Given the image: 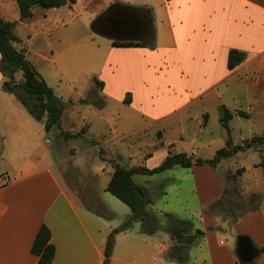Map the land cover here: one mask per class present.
Masks as SVG:
<instances>
[{
	"label": "crops",
	"instance_id": "1",
	"mask_svg": "<svg viewBox=\"0 0 264 264\" xmlns=\"http://www.w3.org/2000/svg\"><path fill=\"white\" fill-rule=\"evenodd\" d=\"M6 1L0 0L4 10ZM112 5H116V13L120 17L113 18V13L106 16L100 22V29L95 31L92 27L94 19ZM36 8L32 10V17L24 21H20L18 10V14L12 16L13 20L31 23ZM64 10L69 11L72 19H80L82 29L89 26L103 39L102 48H92L100 50V54L91 55V59H96L93 63L96 62L97 69L90 72L93 78L103 83L99 93L105 101L110 99L126 107L124 121L119 120L117 113L113 117L102 115L100 109L98 119L114 131L116 123H126V136L145 127H168L174 117L211 95L217 97L219 106L230 108L222 99L225 93L215 91V87L220 85L227 86L226 93L233 95V85L244 84L248 100H259L263 96L264 0H74L71 5L43 9L36 24L44 27L54 23L64 16ZM5 13L8 14V10ZM0 19L10 22L7 15H0ZM113 41L142 46L114 47ZM21 46L25 49L23 43ZM232 49L244 52L246 59L235 69L228 70L227 57ZM83 54L88 60L87 53ZM71 57L69 53V62ZM3 81L0 76V82ZM125 99L128 103L124 102ZM7 101L6 98L0 99V159L5 166L2 156L8 149L13 160L12 152L23 161L13 177L9 176L7 168L0 172V264H39L37 257L30 253V247L41 225L48 228L50 243L55 249L50 264H102L110 232L121 226L130 212L123 213L120 209L117 212L114 204L92 196L94 183L91 182L97 179L96 173L87 176L85 191L71 189L75 199L70 198V193L54 174L63 162H55L46 150L40 153L43 160L30 159L28 152L39 148L40 134L35 129L31 130L27 116L20 114L15 117ZM139 117L146 120L143 124L134 125ZM42 125L44 129L43 122ZM84 126L87 132L88 125ZM78 139L80 137L57 142L55 149H64L68 141ZM45 142L49 140L45 138ZM74 150L68 151L69 160L80 156ZM83 154L93 155L94 150ZM191 155L198 158L194 151ZM166 156L162 154L159 161L162 162ZM149 158L145 156L146 160ZM261 162L253 165V169L261 171L259 179L262 181L253 186L241 182L245 171L234 181L226 182L224 176L217 172V166L213 172L208 165L188 168L198 173L192 177L202 211L219 200L226 187L235 186L237 191L229 194L227 204L232 214H222L221 224L217 217L201 215L199 230L203 235L184 250V262L165 259L166 252L175 244L168 229L163 237L157 230L153 234H145L140 223L136 222L130 229L115 235L109 264H240L235 245L232 246L229 240H221L219 235L225 232L224 227L228 226V220L240 205L250 208L235 215L226 231L235 239V244L238 236H245L256 248L259 255L250 264H264V170L259 166ZM107 166L110 168L109 181L113 165ZM206 166L209 170H205ZM133 167L143 166L124 168ZM202 169L204 173L199 172ZM108 181L102 186L103 192ZM237 194L241 198L239 203L232 199ZM253 194L257 195L255 209L253 204L244 203ZM168 215L175 218L172 213Z\"/></svg>",
	"mask_w": 264,
	"mask_h": 264
},
{
	"label": "rangeland",
	"instance_id": "2",
	"mask_svg": "<svg viewBox=\"0 0 264 264\" xmlns=\"http://www.w3.org/2000/svg\"><path fill=\"white\" fill-rule=\"evenodd\" d=\"M4 6L5 10L0 5V15H7L8 21L14 24L15 35L19 39L20 45L24 44L27 59L65 105L61 129H52L48 135H45L42 122L30 117L14 95L3 89L2 84L6 78L1 73L0 76L4 81L0 82V99L6 98L8 107L14 116L18 118L20 114H24L30 120L31 130L35 129L39 132L40 145L34 152L29 150L30 159L43 160L40 153L46 150L48 156L55 162H63L60 169L54 170V174L57 175L58 181L70 193V198L73 200L75 197L72 190L85 191L87 176L96 173L97 179L91 182L95 184H92V189H94L92 196L108 201L111 205L114 204L117 212V209H120L123 213L128 212L129 214L130 211L126 205L110 193L102 191V186L108 181L110 172L107 164L118 163L124 167L135 165L153 169L161 163L159 159L162 154L185 153L190 156L193 151L198 158L207 160L213 158L218 150L225 147L227 139H230L231 146L234 147L242 145L252 137L264 135V87L261 88L263 96L259 100H248L245 85L240 83L233 85L231 92L233 95H230L229 92L226 93L227 86L225 85L215 87L217 88L215 91L226 94H223L222 99L230 107L224 106L232 114V118L228 121V131L220 123L221 106H219L217 97H213V95L203 98L191 105L181 115L174 117L168 123V127H145L126 136V123L121 125L115 122L117 128H114V131L107 123L98 119L100 109L103 111L102 115L113 117L117 113L120 116L119 120L124 121L126 107L110 99L105 101L104 97L100 96L99 89L93 91L92 79L94 76L92 77L90 72L97 69L96 62L93 63L96 59H91V55L100 54V50L96 51L92 48H102L103 39L94 34L89 26L85 30L82 29L79 24L80 19H72L68 10H64V16L60 18L61 21H59L60 19L55 20L54 23L41 27L36 22L43 14V8L37 6L34 20L31 23H23L13 20L12 16L18 14L16 3L13 0H7ZM6 10H8V14L5 13ZM112 17L120 16L115 12ZM55 23L57 24L55 25ZM28 35H30V39H28ZM84 52L87 53L88 60L84 59ZM69 53L72 56L71 62H69ZM20 80L21 74L18 73L15 75V81L19 82ZM261 89H259L260 92H262ZM97 96L103 106H98L91 101L83 102L84 99L93 100ZM239 112L246 113V116H239ZM205 115L207 119L205 118L204 122ZM144 120L146 118L139 117L134 125L143 124ZM85 124L88 125L87 132ZM61 131L71 134L81 132L80 139L68 141L64 149L61 148L58 151L55 149L56 143L64 142L60 135ZM4 133H7L5 129ZM122 135L125 136L121 137ZM45 138L49 142L46 143ZM192 140L193 142H191ZM71 148L76 149L74 151L80 156L69 160L71 156L68 151ZM92 149L94 150L93 155L83 154ZM10 152L7 149L2 156L6 163L5 166L0 159V172L7 168L9 176L13 177L15 170L21 166L23 160L12 152L13 160L9 155ZM146 155L150 156L147 160L145 159ZM128 156L134 158L130 159ZM263 157L264 139L263 141L257 140L255 147L240 151L235 156L222 160L217 165V172L226 176L229 172L234 174L237 169L244 168L245 174L241 182L244 185L253 186L262 181L259 179L261 171L253 169V165L264 161ZM28 165L29 163L26 164V166ZM204 168L209 170L207 166ZM210 170L213 172L212 167ZM199 172L204 173L205 171L202 169ZM194 173L198 174L196 171L174 167L154 175H135L133 177L134 182L146 191L152 201L146 205L145 209L151 215L159 236L163 237L165 230L170 226L165 213H172L175 218L180 220H189L193 225L192 233L201 229L200 217L202 214L206 217H217L218 221L223 217L221 214H208L207 206L203 211L199 209L192 177ZM232 199L235 200L234 202H241L238 194ZM96 208L99 210L98 205ZM249 208L244 205L238 206L234 216L230 218V221L228 220V226L235 215H239ZM219 223L222 222L219 221ZM227 227L223 229L225 232L219 234L220 239L229 240L234 246L235 239L231 238L229 231H226Z\"/></svg>",
	"mask_w": 264,
	"mask_h": 264
},
{
	"label": "trees",
	"instance_id": "3",
	"mask_svg": "<svg viewBox=\"0 0 264 264\" xmlns=\"http://www.w3.org/2000/svg\"><path fill=\"white\" fill-rule=\"evenodd\" d=\"M18 6L20 21H24L32 17L30 7L37 4L38 7L43 9L60 8L64 5H71L74 0H14ZM117 11L116 5L110 6L104 13H102L92 24L95 31H98L100 22L106 16ZM114 47H140L142 44L133 42H119L113 41ZM0 73L6 78L3 82V89L14 95L17 101L24 107L27 113L36 121L43 122L44 131L49 133L52 129H61V118L65 109L64 103L54 94L52 88L47 85L44 79L38 74L33 65L26 58V50L20 45L19 39L14 34V24L11 22L0 19ZM246 59V54L238 50H230L227 57L228 70L235 69ZM20 72L22 79L19 82L15 81L16 73ZM94 84L93 91L101 89L103 83L95 78L92 79ZM94 93V92H93ZM89 103L90 101L96 103L98 106H103L99 96L93 100L89 98L84 99L83 102ZM128 103V100H124ZM220 123L222 127L228 131V121L232 118V114L224 107H220ZM239 116L245 117L244 112H239ZM204 116V121H205ZM81 133V132H80ZM80 133L71 134L69 132L61 131L60 135L63 140L75 139L80 137ZM159 137V133L157 134ZM264 135L261 137H252L249 141L243 142L242 145L231 146L230 139L225 142V147L218 150L214 157L211 159L194 158L192 155L183 153L171 154L169 153L166 158L155 168L147 169L144 167H133L126 169L117 164H113L112 175L105 187V192L110 193L113 197L126 205L130 210V216L118 228L113 229L106 241L104 248V259L102 264H109V259L114 245V237L117 233L126 231L131 228L133 223L139 222L142 233L153 234L157 228L152 221V217L146 211L145 207L151 203V199L147 196L146 191L134 183L132 177L134 175H153L167 171L174 166L181 168H191L192 166L208 165L215 168L222 160L230 158L240 151L253 148L257 145L258 141H263ZM259 166L264 170V161ZM244 168H239L234 174L228 173L224 176V181H234L237 176L244 173ZM237 188L231 186L225 188L222 197L216 202L207 206V213L210 215L217 214H232L228 202L229 194L236 192ZM257 195L253 194L244 201L245 204H253V208L257 207L255 203ZM241 214L236 219L242 217ZM110 217V214H107ZM169 219L170 226L168 231L172 239L175 241L165 254V259L184 262V250L190 247L203 233L196 230L192 233L193 225L189 220H177L172 216L166 214ZM235 219V220H236ZM234 220V221H235ZM30 253L37 257L39 264H50L55 255L54 246L50 243V232L45 225H41L38 229L32 245ZM244 264V263H240Z\"/></svg>",
	"mask_w": 264,
	"mask_h": 264
},
{
	"label": "water",
	"instance_id": "4",
	"mask_svg": "<svg viewBox=\"0 0 264 264\" xmlns=\"http://www.w3.org/2000/svg\"><path fill=\"white\" fill-rule=\"evenodd\" d=\"M35 7H37V4L32 5L30 10L32 11ZM235 254L238 260L244 264L252 263L259 255L256 248L245 236L237 237L235 244Z\"/></svg>",
	"mask_w": 264,
	"mask_h": 264
}]
</instances>
